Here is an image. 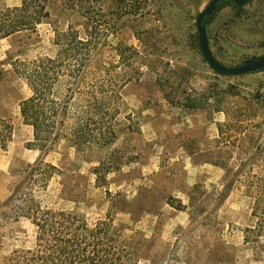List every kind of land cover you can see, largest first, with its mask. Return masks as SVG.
<instances>
[{
  "label": "rangeland",
  "instance_id": "374dc122",
  "mask_svg": "<svg viewBox=\"0 0 264 264\" xmlns=\"http://www.w3.org/2000/svg\"><path fill=\"white\" fill-rule=\"evenodd\" d=\"M22 1L0 0V67L7 70L0 99L15 128L0 152V264L14 250L36 247L37 226L16 217L30 196L91 226L111 219L141 257L137 264H264V232L257 238L264 197L257 207L245 183L264 181V70L226 76L209 66L196 18L210 0H27L36 12L31 17L14 10ZM35 17L42 22L29 26ZM69 28L95 38V66L131 77L122 89L117 140L105 151L112 168L103 178L93 171L99 151L77 152L65 140L34 166L41 152L20 113L19 100L32 87L12 63L55 56L56 33ZM207 32L223 64L264 56V0L227 3ZM226 112L243 128L220 142ZM171 197L189 209L180 213Z\"/></svg>",
  "mask_w": 264,
  "mask_h": 264
},
{
  "label": "trees",
  "instance_id": "16d2710c",
  "mask_svg": "<svg viewBox=\"0 0 264 264\" xmlns=\"http://www.w3.org/2000/svg\"><path fill=\"white\" fill-rule=\"evenodd\" d=\"M227 3L236 5L232 1L218 3L216 11L205 18L207 24ZM14 10L22 16L36 15L27 0ZM35 18L29 26L35 27L42 22L40 17ZM4 34L9 35L10 32ZM55 43L58 45L55 56L41 55L33 60L12 63V71L17 76L26 77L32 87V94L20 99L19 107L24 123L33 127L31 146L41 152L33 165L43 164L44 156L59 141L65 140L77 152L99 151L98 165L93 171L103 178L112 168L109 154L105 151L117 140L116 120L121 110L122 89L131 77L120 79L118 74L103 65L95 66L97 43L91 35L82 37L72 28L59 30ZM124 56L121 51V57ZM6 71L0 67V82ZM3 104L0 99V152L7 149L14 133L11 116L2 112ZM226 116V120L218 125L220 142L227 141L230 130L243 128L232 123L228 112ZM248 118L243 119L247 124L250 123ZM211 162L228 171L227 164ZM46 165L56 169L55 165ZM245 183L254 189L259 207L261 197H264V181ZM17 191H13L9 201ZM168 203L178 210L189 209L182 199L171 197ZM16 212V217L27 216L37 226V244L33 249L14 250L3 264H137L141 258L131 242L117 231L111 219L100 220L91 226L75 212L43 207L34 196H30ZM248 230L246 228V232ZM263 230L259 229L258 239Z\"/></svg>",
  "mask_w": 264,
  "mask_h": 264
},
{
  "label": "water",
  "instance_id": "95a60500",
  "mask_svg": "<svg viewBox=\"0 0 264 264\" xmlns=\"http://www.w3.org/2000/svg\"><path fill=\"white\" fill-rule=\"evenodd\" d=\"M232 1L238 6L248 3L250 0H210L206 7L200 11L196 18L198 30V43L200 51L209 66L218 74L226 76L244 75L264 69V57H251L236 65H226L220 62L214 55L207 32L206 17L212 15L218 3Z\"/></svg>",
  "mask_w": 264,
  "mask_h": 264
},
{
  "label": "crops",
  "instance_id": "0c3cea01",
  "mask_svg": "<svg viewBox=\"0 0 264 264\" xmlns=\"http://www.w3.org/2000/svg\"><path fill=\"white\" fill-rule=\"evenodd\" d=\"M7 36H8V35H7ZM7 36H5V37H7ZM27 97H28V96H27ZM27 97H23V98H27ZM21 99H22V98H21ZM27 125H29V124H27ZM29 126H31V125H29ZM31 127H32V126H31ZM14 130H15V128H14ZM32 130H33V127H32ZM32 132H33V131H32ZM13 135H14V133H13ZM12 140H13V137H12ZM12 140H11V141H12ZM11 141H10V143H11ZM10 143H9V144H10ZM8 146H9V145H8ZM7 149H8V147H7ZM7 149H6V150H7ZM6 150H3V151H6ZM36 150H37V149H36ZM180 213H182L181 210H180Z\"/></svg>",
  "mask_w": 264,
  "mask_h": 264
}]
</instances>
